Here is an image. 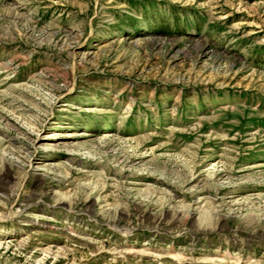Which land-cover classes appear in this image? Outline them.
Instances as JSON below:
<instances>
[{
  "label": "rangeland",
  "instance_id": "obj_1",
  "mask_svg": "<svg viewBox=\"0 0 264 264\" xmlns=\"http://www.w3.org/2000/svg\"><path fill=\"white\" fill-rule=\"evenodd\" d=\"M0 264H264V0H0Z\"/></svg>",
  "mask_w": 264,
  "mask_h": 264
},
{
  "label": "trees",
  "instance_id": "obj_2",
  "mask_svg": "<svg viewBox=\"0 0 264 264\" xmlns=\"http://www.w3.org/2000/svg\"><path fill=\"white\" fill-rule=\"evenodd\" d=\"M156 30L158 31V30H162V29H158V28H156Z\"/></svg>",
  "mask_w": 264,
  "mask_h": 264
},
{
  "label": "bare ground",
  "instance_id": "obj_3",
  "mask_svg": "<svg viewBox=\"0 0 264 264\" xmlns=\"http://www.w3.org/2000/svg\"><path fill=\"white\" fill-rule=\"evenodd\" d=\"M84 134H81V136H83Z\"/></svg>",
  "mask_w": 264,
  "mask_h": 264
}]
</instances>
